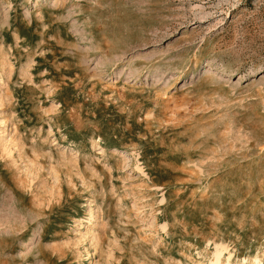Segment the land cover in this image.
I'll return each instance as SVG.
<instances>
[{"label": "rangeland", "instance_id": "rangeland-1", "mask_svg": "<svg viewBox=\"0 0 264 264\" xmlns=\"http://www.w3.org/2000/svg\"><path fill=\"white\" fill-rule=\"evenodd\" d=\"M0 71V264H264V0H0Z\"/></svg>", "mask_w": 264, "mask_h": 264}, {"label": "bare ground", "instance_id": "bare-ground-1", "mask_svg": "<svg viewBox=\"0 0 264 264\" xmlns=\"http://www.w3.org/2000/svg\"><path fill=\"white\" fill-rule=\"evenodd\" d=\"M2 75V72L0 71V76ZM31 238V237H30Z\"/></svg>", "mask_w": 264, "mask_h": 264}]
</instances>
